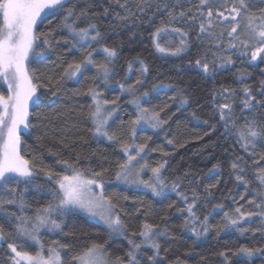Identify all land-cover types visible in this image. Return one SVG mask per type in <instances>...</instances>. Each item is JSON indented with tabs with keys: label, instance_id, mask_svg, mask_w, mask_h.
I'll return each instance as SVG.
<instances>
[{
	"label": "snow or ice",
	"instance_id": "6c2138e0",
	"mask_svg": "<svg viewBox=\"0 0 264 264\" xmlns=\"http://www.w3.org/2000/svg\"><path fill=\"white\" fill-rule=\"evenodd\" d=\"M79 4L81 0H0V85L6 86L8 93H0V242H3L0 244V251L4 245L7 247L2 264H186L180 257L168 261L166 255H161L162 249L165 254L168 251L163 248L161 237L175 239L167 223H151L145 218L138 231L129 230L121 218L118 205L113 203L111 197L105 198L103 194L107 168L101 166L99 171L91 167L82 169L77 157L74 162L58 159L57 164L63 171L57 172L53 168L42 166V161L35 156L26 158V154H22L21 133H26L33 127L29 121V104L38 106L41 98L49 95L48 92L41 91L45 86L39 83L40 77L34 71H29L27 62L30 56L42 57L45 51L52 48V43H61L60 40H54L52 32L41 40L43 34L37 35L35 28L42 14L44 19L60 16V29L68 33L63 44L69 46V49L78 48L85 55L79 62L73 60L66 67L56 62L54 64L61 69V80L77 82L85 78L86 71L95 69L96 75L90 78L92 86L81 94L91 97L93 102L88 113L93 135L118 145L126 156L124 162L117 163L116 180L128 186L150 189L155 197L164 196L165 189L169 187L161 176L167 160L150 168L145 157L155 149L149 148L147 142L136 143L137 129L141 125L147 124L158 130L168 123L161 116L163 108L156 111L142 106L141 101L150 103L147 99L148 92L136 95V86L144 83L142 77L148 74L149 65L139 56L127 61V75L124 79L127 80L133 73L134 63L139 65L140 77L135 79L134 84L126 85L117 81V85L122 94L128 93L133 97L130 104L138 115L128 123L127 128L123 127V122L116 125V120L120 119L117 114L121 111L119 98H103L96 82L108 86L110 80L117 75L119 48L122 44L107 45L106 33L101 30V23L98 21L101 17L110 18L108 27L111 31H116L111 20L120 22L123 27L128 26L123 22L131 20L135 27L137 22L142 26L145 23L143 17L148 16L147 23L153 25L157 13H163L166 19H162L159 26L149 33L152 46L156 52L166 57H180L190 46L189 32L185 27L190 26L189 22L195 21L197 16L189 15L191 9L184 11L181 0H158L155 4L152 0H83V5L78 7ZM96 6L101 7L102 11H91ZM116 7L122 12L116 11ZM195 7L202 17L199 33L207 34L217 51L209 48L194 62L188 61L189 68L198 69L205 76L214 78L219 71L229 70L236 65L237 60L233 59V55L249 68L264 65V0H199ZM153 8L155 10L149 16V10ZM133 17L136 19L133 20ZM214 19L228 22L224 31L216 33L209 30ZM181 22L185 27L176 26ZM81 23L84 26H80ZM136 34L132 32V36ZM225 34L228 37L226 48L223 47ZM174 37H178V40ZM203 38V35L197 36V40ZM41 46L43 50L37 51ZM94 53H100L103 60H96ZM260 71L264 74V68H260ZM234 75L239 88L221 86L219 90H214L211 102L219 119L224 122L225 135H233L248 157L246 160L243 156H235L231 162V170L235 181L244 187L246 193L252 194L246 204L251 205L253 210L242 211L245 206L240 205L234 209V216L225 212V221L217 226V233L235 229L241 235L259 233L261 239H264V164L261 163L264 161V152L257 151L258 145H264V79L259 80L256 85L246 83L252 73L244 68H238ZM172 87L162 83L154 85L152 90ZM238 92L239 100L236 99ZM55 94V91L50 93ZM171 99L175 101L176 97ZM186 105H189V100L181 92L179 106L183 108ZM237 107L239 116L236 114ZM192 115L196 116L195 113ZM110 121L113 122L111 125ZM113 125L121 129L119 135L110 130ZM125 135L131 143L125 140ZM147 139L151 140V137ZM167 142L173 143L172 140ZM49 153L56 155L51 149ZM163 155L167 156L168 153ZM146 169L152 174L148 180L141 178V173ZM219 169L220 165L217 164L209 172H217ZM41 176L52 187L45 188L43 184L37 183ZM218 183L205 188L207 195H211L210 189L217 187ZM30 190L49 194L53 200L46 206L33 210L27 199ZM171 191L176 192L186 205L182 208L176 207L175 203L169 205V208H175L184 217L181 227L191 232L197 240L206 236L210 230L208 216L201 218L197 214L199 197L195 190H192L190 198L180 190L179 183L174 182ZM240 199L244 200L245 196H240ZM215 207L222 208L223 205ZM77 209L98 217L110 234L122 237L127 242L123 254L113 257L105 244L95 242L73 252L71 245L53 240L45 249L41 243L42 233L68 235L64 232V217ZM149 210L137 208L136 213L146 217ZM166 220L167 217H161V221ZM5 224L12 231H8ZM245 224H256V227L244 226ZM26 241L39 247L34 255L24 250ZM216 255L222 259V264H232L233 257L241 258L242 264H254L257 258L260 264H264V246L242 245L235 250H221Z\"/></svg>",
	"mask_w": 264,
	"mask_h": 264
},
{
	"label": "trees",
	"instance_id": "16d2710c",
	"mask_svg": "<svg viewBox=\"0 0 264 264\" xmlns=\"http://www.w3.org/2000/svg\"><path fill=\"white\" fill-rule=\"evenodd\" d=\"M152 2L155 4L158 0H152ZM198 3L199 0H181L183 10L191 9L189 15H195L197 19L190 21L188 27H185L183 22L176 25L185 27V30L189 32V49L180 57H166L156 52L152 46L149 33L159 26L162 19H166L163 13H157L153 25L147 23L148 16L143 17L145 23L142 26L137 22L135 27L131 20L123 22L128 25L127 27H123L120 22L111 20L116 31H111L108 27L110 18L101 17L98 21L101 23V30L106 33L105 43L107 45L122 44V47L119 48L117 75L110 80L108 86H104L99 81L96 82L99 84L98 90L102 92L103 98L109 100L119 98L121 111L117 114L120 119L116 120V125L123 122V127L127 128L128 123L138 115L134 106L130 104L133 97L128 93L122 94L117 85V81L126 85L134 84L135 79L140 77L139 65L134 63L133 73L127 80L124 79L127 75V61L134 60L139 56L149 65L148 74L142 77L144 83L136 86V95L140 96L143 92H148L147 99L150 103L141 101L142 106L156 111L163 108L161 116L167 119L168 123L158 130L151 127H139L136 143L147 142L149 148L155 149L145 157L150 168L167 160L161 173L165 184L169 186L167 188L169 190L165 192L164 196L157 198L150 192L126 188L116 180L117 163L124 162L126 156L122 154L118 145L103 138L98 139L93 135L92 124L88 119L93 102L91 97L81 94L86 92L89 86H92L90 78L96 75L95 69L86 71L85 78L77 82L61 80V69L54 64L56 62L66 67L73 60L79 62L85 55L84 51L78 48L69 49V46L63 44L62 41L64 38H68V33L66 30L60 29L62 19L60 16L47 19L42 17L35 28L37 35L43 34L41 40L52 32L54 40H60L61 43H52V48L45 51L42 57H31L29 61V71H34L35 75L40 77L39 83L45 86L41 91H46L49 95L47 98L42 97L38 106L31 104L29 121L33 127L28 132L21 133V151L22 154H26V158L35 156L37 160L42 161V166L53 168L57 172L63 171L62 167L57 164L58 159L74 162L77 157H79L82 169L91 167L93 170L99 171L101 166L107 168L108 171L105 173L103 181L104 196L105 198L111 197L113 203L118 205L121 218L129 230L138 231L145 218L151 223H167L170 233L175 237V239L161 237L160 240L163 248L168 249L166 254L162 249L161 255H166L168 261H174L180 257L186 261V264H222V259L216 255L219 251L235 250L242 245L264 246V239H261L259 233L253 235L249 232L241 235L235 229L217 233V226L222 225L225 221V212L234 216V209L240 205L245 206L241 209L242 211L253 209L251 205L246 204V201L252 198V194L246 193L244 187L235 181L231 170V162L235 156H243L246 160L248 157L233 135H225L224 122L219 119L211 102V96L214 90H219L221 86L239 88L234 75L238 68L250 71L252 76L245 82L256 85L259 80L264 79V74L260 71L264 65H260L258 68H249L247 64H241L233 55V59L237 60L236 65L229 70L219 71L214 78L205 76L198 69L189 68L188 61L194 62L195 59L202 57L209 48L212 51H217L209 41L207 34L199 33V23L202 17L195 7ZM82 5L83 0L78 7ZM115 10L122 12L118 7ZM154 10V8L149 10V16ZM91 11L100 12L102 8L96 6ZM133 11L136 9L133 8ZM227 23L214 19L209 30L219 33L225 30ZM80 26H84V24L81 23ZM132 32L137 34L132 36ZM198 35H203L204 38L197 40ZM174 39L178 40V37H174ZM223 41V47L226 48L228 43L226 34ZM37 43L40 44V41ZM41 50H43V46L37 49V51ZM94 58L98 61L103 60L100 53H94ZM162 83L170 84L173 87L152 90L154 85ZM53 91L56 94L50 95ZM181 92L189 100V105L183 108L179 106ZM0 93L8 94L6 86L0 85ZM173 96L176 97L175 101L171 99ZM239 98L238 92L236 99L239 100ZM192 113H195L196 116L194 117ZM236 114L240 115L239 107L236 109ZM109 123L111 125L113 122ZM110 130L117 132L118 135L121 131L115 125ZM149 136L151 140L147 139ZM124 138L131 143L127 140V135ZM168 140H172L173 143L169 144ZM49 149L56 155L50 154ZM257 151L264 152V145H258ZM165 152L168 153L167 156L163 155ZM249 163H251L250 160ZM261 163L264 164V161ZM217 164L220 165L219 171L210 173L209 169ZM186 173L187 175H185ZM249 178H252L250 173ZM174 182L179 183L180 190L188 194L190 198L193 189L198 194L197 214L201 218L207 215L210 225L206 236L197 240L191 232L181 227L184 217L175 208H169V205L173 203L176 207L186 206L177 193L171 191V185ZM217 182H219L217 187L210 189L211 195H207L205 188L208 185L217 184ZM37 183L43 184L45 188L52 187L43 176L38 178ZM242 195L245 196L244 200L240 199ZM124 197H128V199H124ZM27 199L34 210L36 207L46 206L49 201L53 200V197L44 192L38 193L35 190H30ZM216 205H223V207L217 208ZM137 208L150 210L145 217L136 213ZM161 217H167V220L161 221ZM244 226L254 228L256 224H245ZM5 228L12 231L7 224H5ZM64 232L68 235L61 236L56 233L44 232L41 243L47 249L53 240H59L61 243L71 245L73 252L80 251L93 242L101 243L106 245L113 257L122 255L127 248V242L122 237H115L110 234L108 229L75 210L67 213L64 217ZM24 250L34 255L39 247L26 241ZM6 252L7 247L4 245L3 250L0 251V264L4 261ZM232 264H242V259L233 257ZM254 264H260L259 258Z\"/></svg>",
	"mask_w": 264,
	"mask_h": 264
},
{
	"label": "rangeland",
	"instance_id": "374dc122",
	"mask_svg": "<svg viewBox=\"0 0 264 264\" xmlns=\"http://www.w3.org/2000/svg\"><path fill=\"white\" fill-rule=\"evenodd\" d=\"M42 17H43V14H42ZM41 17V18H42ZM39 21V20H38ZM37 21V22H38ZM30 59H31V56H30V58H29V61H30ZM29 61L27 62V67H28V64H29ZM30 106H31V103L29 104V109H30ZM140 127H150V125H147V124H144V125H141ZM133 155H134V152L132 153ZM151 172L149 171V170H145V172L144 173H141V178L142 179H145V180H148L150 177H151ZM120 182V181H119ZM123 186H125L126 188H130V189H137V190H143V191H146V192H150V193H152L151 192V190L150 189H147V188H144L143 186H139V187H137V186H128V185H125V184H123L122 182H120ZM169 189H165V192L166 191H168ZM100 193H99V190H97V195H99ZM103 194H104V192H103ZM157 198H160V197H157ZM75 211H77V212H79V213H81L82 215H84V216H86L87 218H89L90 220H92V221H94V222H96V223H98V224H100V225H102L103 227H105L106 229H107V227L99 220V218L98 217H94V216H91V215H89L88 213H86V212H84V211H81V210H75ZM114 235V234H113ZM115 237H120V236H118V235H114ZM31 242V241H30ZM0 243H2V242H0ZM31 243H33V242H31ZM34 244V243H33Z\"/></svg>",
	"mask_w": 264,
	"mask_h": 264
}]
</instances>
